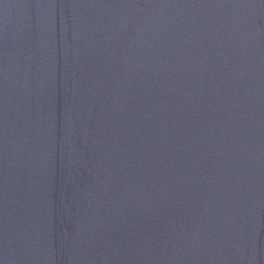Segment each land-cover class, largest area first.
<instances>
[{"label": "water", "instance_id": "1", "mask_svg": "<svg viewBox=\"0 0 264 264\" xmlns=\"http://www.w3.org/2000/svg\"><path fill=\"white\" fill-rule=\"evenodd\" d=\"M264 103V0H0V264H192Z\"/></svg>", "mask_w": 264, "mask_h": 264}]
</instances>
